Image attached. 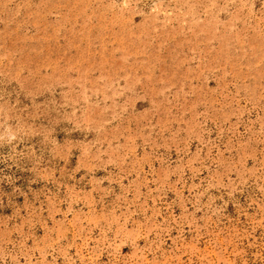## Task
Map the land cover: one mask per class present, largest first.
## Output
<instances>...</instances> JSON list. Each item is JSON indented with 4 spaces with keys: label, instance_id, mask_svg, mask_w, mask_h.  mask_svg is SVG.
Listing matches in <instances>:
<instances>
[{
    "label": "rangeland",
    "instance_id": "1",
    "mask_svg": "<svg viewBox=\"0 0 264 264\" xmlns=\"http://www.w3.org/2000/svg\"><path fill=\"white\" fill-rule=\"evenodd\" d=\"M0 264H264V0H0Z\"/></svg>",
    "mask_w": 264,
    "mask_h": 264
}]
</instances>
